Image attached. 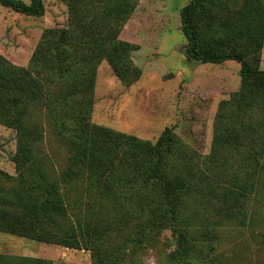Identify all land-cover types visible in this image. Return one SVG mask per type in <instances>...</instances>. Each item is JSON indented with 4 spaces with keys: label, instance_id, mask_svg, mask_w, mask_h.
Segmentation results:
<instances>
[{
    "label": "trees",
    "instance_id": "1",
    "mask_svg": "<svg viewBox=\"0 0 264 264\" xmlns=\"http://www.w3.org/2000/svg\"><path fill=\"white\" fill-rule=\"evenodd\" d=\"M63 1L68 24L44 28L27 66L0 53V124L16 132L15 174L0 168V232L121 264L171 229L172 259L205 264L218 231L247 223L249 205L264 200V0H190L181 11L190 59L241 64L204 155L172 127L152 142L92 120L103 61L126 85L143 74L139 46L120 38L140 0ZM0 3L45 13L43 0ZM52 261L0 252V264Z\"/></svg>",
    "mask_w": 264,
    "mask_h": 264
},
{
    "label": "rangeland",
    "instance_id": "2",
    "mask_svg": "<svg viewBox=\"0 0 264 264\" xmlns=\"http://www.w3.org/2000/svg\"><path fill=\"white\" fill-rule=\"evenodd\" d=\"M43 1L41 17L0 3V53L17 65H28L44 28L68 24L69 10L63 0ZM189 2L139 1L120 38L139 46L132 58L143 74L126 85L103 61L97 73L92 120L152 142L172 127L190 148L204 155L212 146L219 102L240 87L241 64L235 60L201 63L186 55L181 11ZM262 52L264 69V48ZM15 152V130L0 124V168L11 174H15L11 160ZM58 161L57 169L63 167L61 157ZM0 240H7L0 242L1 253L52 259V264H95L89 251L63 249L61 254L58 246L3 233ZM137 244L141 245L128 251L121 264H178L171 257L177 248L171 229L163 230L155 241ZM213 244L209 257L203 256L205 264H264V200H253L248 222L221 228Z\"/></svg>",
    "mask_w": 264,
    "mask_h": 264
},
{
    "label": "crops",
    "instance_id": "3",
    "mask_svg": "<svg viewBox=\"0 0 264 264\" xmlns=\"http://www.w3.org/2000/svg\"><path fill=\"white\" fill-rule=\"evenodd\" d=\"M1 233V232H0ZM3 234H6V233H3ZM10 235V234H9ZM7 240H0V242L1 243H5ZM55 246H57V245H55ZM58 247H60V250H58V252H60L61 254L64 252V251H62L63 249H68V248H65V247H61V246H58ZM69 250V249H68ZM83 251V250H82ZM22 256H27L26 254H22ZM36 257V256H35ZM42 258V257H41ZM45 259H47V258H45ZM52 260V259H51Z\"/></svg>",
    "mask_w": 264,
    "mask_h": 264
}]
</instances>
